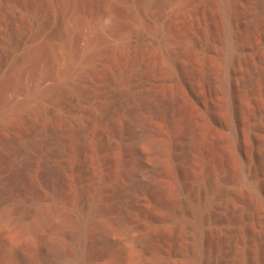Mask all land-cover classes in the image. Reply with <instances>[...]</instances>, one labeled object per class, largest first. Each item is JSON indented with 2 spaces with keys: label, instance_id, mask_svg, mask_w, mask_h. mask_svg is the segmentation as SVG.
Wrapping results in <instances>:
<instances>
[{
  "label": "rangeland",
  "instance_id": "374dc122",
  "mask_svg": "<svg viewBox=\"0 0 264 264\" xmlns=\"http://www.w3.org/2000/svg\"><path fill=\"white\" fill-rule=\"evenodd\" d=\"M162 1L0 0V264H264V15ZM45 129L58 179L18 151Z\"/></svg>",
  "mask_w": 264,
  "mask_h": 264
},
{
  "label": "bare ground",
  "instance_id": "6f19581e",
  "mask_svg": "<svg viewBox=\"0 0 264 264\" xmlns=\"http://www.w3.org/2000/svg\"><path fill=\"white\" fill-rule=\"evenodd\" d=\"M223 1V5H224V9L225 7H227V5L229 4V0H221ZM144 2L148 3V2H160V0H144ZM161 2H163L161 0ZM222 3V2H221ZM227 10V8L225 9ZM247 11L254 17H261L264 15V0H250L249 4L247 5ZM263 19V18H262ZM264 20V19H263ZM232 43V42H231ZM231 46V44H230ZM228 59V58H227ZM230 60V59H229ZM118 99L121 103H123L126 107L130 108V110H132L133 115L132 118H130V124L128 126L131 125L132 128V132H134L135 136L141 140L144 138V131H145V126H146V118L145 115L143 114V110L142 108H146V106H148L149 101L146 98V89L142 86V85H133V86H129L123 90L120 91V94L118 95ZM150 105V104H149ZM131 113V114H132ZM145 113V112H144ZM146 114V113H145ZM129 118V117H128ZM149 118V117H148ZM129 120V119H128ZM129 123V122H128ZM149 123V122H148ZM148 127V126H147ZM149 132V131H148ZM57 135V134H56ZM56 135L52 132L51 129H45V131L43 132V134L40 137H27L25 140H23L20 143L19 146V154L22 158V160H26L29 156L30 151L33 149H37V148H44L46 149V156H44V167L46 168V170L49 173L55 174L53 176H55L57 178V176L62 175L61 174V169L59 162H61V158H58V160L52 159V155L51 157L49 156L48 152H50V148L52 147V145L55 147L54 144H56V147H61L62 146V142H60V137H56ZM58 136V135H57ZM155 138V137H154ZM133 139V138H132ZM137 139V140H138ZM62 141V140H61ZM135 141V140H134ZM158 141V140H157ZM142 142V141H141ZM143 142H145L146 144H144L145 146H147L146 149H148V151L150 152V161L144 165H140V164H136V167H132L134 168L133 171H131L132 176L134 178V183L136 182H144V183H148L153 182L151 180H154V173L155 170H157L158 167V162H159V157L157 154V143L154 142L153 140L145 139ZM139 144V143H138ZM137 144V145H138ZM53 147V148H54ZM167 149V147H166ZM54 150V149H53ZM44 151V150H43ZM161 151V150H160ZM37 152V151H36ZM41 152V150H40ZM33 153V151H32ZM39 153V151H38ZM57 154V152H55ZM148 153V152H147ZM32 155V154H31ZM44 155V153H43ZM42 155V156H43ZM20 159V157H19ZM42 160V159H41ZM142 160V159H141ZM43 161V160H42ZM136 162V161H135ZM134 164V163H133ZM132 164V165H133ZM21 167V166H20ZM30 167V166H29ZM131 168V169H132ZM26 169V168H25ZM159 169V167H158ZM129 171V170H128ZM46 172V173H48ZM159 173V172H158ZM50 174V175H52ZM131 176V177H132ZM58 179V178H57ZM133 180V179H132ZM149 182V183H150ZM130 185V184H129ZM141 185V184H140ZM151 185V184H150ZM138 186V185H137ZM154 186V185H153ZM133 188V187H132ZM6 190V189H5ZM4 192V191H3ZM2 189L0 188V217H3L5 214V204H6V199L3 198L2 196ZM7 210V209H6ZM9 212V211H8ZM44 214V213H43ZM46 215V214H45ZM41 216V215H40ZM7 217V216H6ZM45 216H41L39 218H44ZM4 218V217H3ZM11 221L12 218L7 217L4 219V221ZM41 220V219H40ZM44 222V221H43ZM40 223V222H39ZM33 229V228H32ZM132 239V243L133 244H137V245H142L143 243H145L148 239L149 236L147 235H138L135 236Z\"/></svg>",
  "mask_w": 264,
  "mask_h": 264
}]
</instances>
